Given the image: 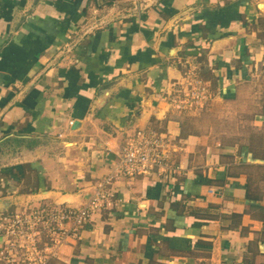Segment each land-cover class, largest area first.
Listing matches in <instances>:
<instances>
[{"label":"crops","instance_id":"obj_1","mask_svg":"<svg viewBox=\"0 0 264 264\" xmlns=\"http://www.w3.org/2000/svg\"><path fill=\"white\" fill-rule=\"evenodd\" d=\"M188 71L212 97L184 113ZM247 103L264 141V0H0V212L87 204L154 130L180 173L113 184L49 264H264V147L212 143Z\"/></svg>","mask_w":264,"mask_h":264},{"label":"built area","instance_id":"obj_2","mask_svg":"<svg viewBox=\"0 0 264 264\" xmlns=\"http://www.w3.org/2000/svg\"><path fill=\"white\" fill-rule=\"evenodd\" d=\"M144 7L138 5L141 10ZM211 97L210 87L196 72L188 71L184 83L175 85L169 94V101L184 111L203 107ZM168 138L167 134L154 130H139L130 136L118 153V160L112 162V173L96 186L91 200L81 207L42 204L28 210L0 212V261L49 264L62 246L81 237L93 214L113 207L110 190L113 184L140 176L172 179V174L180 173V168L169 162L165 154Z\"/></svg>","mask_w":264,"mask_h":264},{"label":"rangeland","instance_id":"obj_3","mask_svg":"<svg viewBox=\"0 0 264 264\" xmlns=\"http://www.w3.org/2000/svg\"><path fill=\"white\" fill-rule=\"evenodd\" d=\"M179 83L180 84L184 83V80L179 81ZM247 100L248 101L250 100L249 103H252L253 107L256 106V102L257 103L262 102L261 99H256L252 96L250 98L249 95L247 97ZM251 108L252 107L247 103V107L245 109L244 108L238 109L236 110V112L231 110V113L229 114L230 116L222 117V118L218 117L215 119L216 122H218V125H215V127L219 128L220 135L224 134L223 132H225L229 136H239L240 134H243L242 137L245 139L247 138L246 141L232 140L229 142H224L222 140L218 141L217 139L215 140L216 142H212V143H231L233 145L237 144L240 146L244 144L248 145V143H250L251 145L255 144L256 146L262 149L264 147L263 146L264 141L256 140L255 134H256V130H258L257 129L258 127H256V125L253 123L255 121V116H254L255 113ZM190 109L192 108L184 110L183 112L186 113L185 111H188ZM207 110H208V106L205 109L199 111L201 115L200 122L205 121V119L208 117V114L210 113V111H207ZM250 110L253 112H248Z\"/></svg>","mask_w":264,"mask_h":264},{"label":"water","instance_id":"obj_4","mask_svg":"<svg viewBox=\"0 0 264 264\" xmlns=\"http://www.w3.org/2000/svg\"><path fill=\"white\" fill-rule=\"evenodd\" d=\"M58 204L60 205V204H65V203H58Z\"/></svg>","mask_w":264,"mask_h":264},{"label":"trees","instance_id":"obj_5","mask_svg":"<svg viewBox=\"0 0 264 264\" xmlns=\"http://www.w3.org/2000/svg\"><path fill=\"white\" fill-rule=\"evenodd\" d=\"M53 206V205H52ZM54 207H57V206H54Z\"/></svg>","mask_w":264,"mask_h":264}]
</instances>
